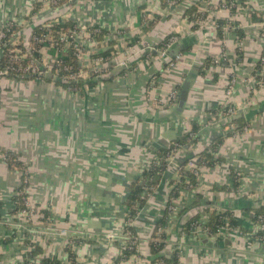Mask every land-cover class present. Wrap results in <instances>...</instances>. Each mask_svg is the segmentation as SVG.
<instances>
[{
  "label": "crops",
  "instance_id": "0c3cea01",
  "mask_svg": "<svg viewBox=\"0 0 264 264\" xmlns=\"http://www.w3.org/2000/svg\"><path fill=\"white\" fill-rule=\"evenodd\" d=\"M234 2L233 8H224L222 0H182L168 8L163 0L59 5L0 0V25L18 21L24 38L44 23L66 20L108 34L120 30L131 44L138 39L140 48L129 68L113 64L108 75L89 80L80 91L55 80L2 81L0 148L26 167L25 192L36 215L29 220L18 212L15 197L23 173L0 155V264H115L122 258L120 236L131 187L161 150L186 135L190 143L178 153L177 164L207 149L219 163L202 168L198 187L186 189L175 202L167 219L171 243L163 254L178 251L179 264H264V241L256 236L254 220L255 211L264 212V88L254 82L264 56V0ZM198 18L203 26L195 23ZM171 36L193 42L176 68L167 70L160 56L142 49L160 48ZM99 41L102 53L117 46L111 36ZM191 72L198 78L185 111L157 123L173 115L177 107L166 109L161 101L179 90ZM229 106L238 109L236 116L226 117ZM237 116L247 129L235 136L229 123ZM176 176L168 167L140 210L133 225L139 255L120 264H159L153 261L151 240L166 214ZM228 212L247 231L225 235L229 245L209 247L204 236H180L193 218L209 223L214 213Z\"/></svg>",
  "mask_w": 264,
  "mask_h": 264
},
{
  "label": "built area",
  "instance_id": "2783aa9c",
  "mask_svg": "<svg viewBox=\"0 0 264 264\" xmlns=\"http://www.w3.org/2000/svg\"><path fill=\"white\" fill-rule=\"evenodd\" d=\"M53 5H59L62 0H47ZM71 1V0H68ZM179 0H166L168 8H174L178 5ZM224 8H233L236 6L234 0H222ZM197 18V17H196ZM150 21V19H149ZM66 20L50 21L40 25L38 31L33 30L29 37L24 38L19 30L21 23L12 20L5 22L0 25V92L1 83L4 79L9 77H35L38 80L51 79L59 81L63 84L68 85L67 89L70 91H80L83 85L89 80L95 79L97 77H104L109 74L110 67L113 64L122 68H129L132 59L140 52L139 45L131 44L128 39V35L124 32L117 30L112 34L104 35L105 39L110 36L115 39L117 46L114 51H112L108 56L102 55V50L100 48L101 41L97 38L98 34H101L100 28H88L82 24H76L73 28L68 30L55 31L54 28L58 24L65 23ZM199 26H203V18L197 19L195 22ZM148 20L143 22V25H147ZM230 28V27H229ZM226 27L225 29H229ZM235 29V26L232 27ZM264 36V34H263ZM178 42V37H169L160 48H154L150 46L142 47V51L148 52L149 56L151 52L155 49L160 53V58L163 60L167 57L168 51ZM74 50V56L77 59V66L71 64H65L63 61L59 60V55L67 54L69 50ZM141 51V52H142ZM124 54L128 55L125 56ZM123 55L125 57H123ZM226 56H224L225 58ZM123 58V59H122ZM223 58V59H224ZM181 60V54L172 61L168 66L167 70H174ZM219 62H212V64ZM261 66L259 69L255 70L254 82L264 88V56L260 60ZM39 64L42 66L43 70L40 68ZM155 100H158L156 98ZM166 109L177 107L179 102L178 90L172 92L165 100L161 101ZM238 109L234 106H229L226 110V117H234L237 115ZM221 117H225L221 115ZM247 129L237 130L235 124H230L229 130L232 135H239ZM190 137L193 138L194 134L191 133ZM183 149V145L176 142L171 146L168 152L165 162L168 167L178 169V164L176 163V157L180 150ZM0 155L5 159V155L0 148ZM155 164H159L160 161L157 158ZM203 167L199 166V161L197 158H193L186 165V170H191L199 178L200 171ZM28 173V172H27ZM177 176L175 183L171 185V190L176 186V184L181 183L182 173L177 170ZM237 180L239 182L240 175L238 174ZM26 182L28 183V177ZM188 181L186 180V183ZM198 187V184L196 185ZM192 184H188L187 190H192ZM186 189L182 190V193ZM26 189L24 193L18 192V196L26 195ZM151 188L148 186L144 187V195L151 197ZM181 193V195H182ZM179 199V198H178ZM178 199L170 200L168 202L167 211L168 215L166 217L165 223L157 227L156 237L151 240L156 246L164 244L167 248L171 241L169 239V228L167 226V219L171 212H175L176 208L174 206ZM24 209L18 211L21 212L26 219L32 220L36 215L35 209L30 205L27 196L23 197ZM139 204L136 203L128 208L127 219L125 223V229L120 236L121 239V251L122 258L125 257L126 252L135 251L133 255H139L138 245L139 238L136 236L133 225L140 213ZM134 211V213H133ZM223 215V213H218ZM255 216V215H254ZM233 218V217H232ZM256 225V236L264 241V216H255ZM221 220L225 223V226L219 227L215 232H212L207 221H196L190 231V235L195 237H207L210 240H221L225 235L232 233H242L240 229L230 228V219L228 216L223 215ZM61 235H66L62 232ZM183 235H187L182 233ZM164 248V249H165ZM138 257V256H137ZM159 264H165L164 262H158Z\"/></svg>",
  "mask_w": 264,
  "mask_h": 264
},
{
  "label": "trees",
  "instance_id": "16d2710c",
  "mask_svg": "<svg viewBox=\"0 0 264 264\" xmlns=\"http://www.w3.org/2000/svg\"><path fill=\"white\" fill-rule=\"evenodd\" d=\"M68 0H62L60 4L66 3ZM165 1L163 0V3L165 5ZM182 0L178 1V4H180ZM194 12V7L190 8L188 14L192 15ZM202 19V18H201ZM77 23L71 22V21H66L63 24H58L55 26L54 30L55 31H60V30H68L70 28H73ZM221 26V25H220ZM40 28L37 27L35 28V31H38ZM220 28V27H219ZM108 32L105 30H101V34L97 35V38L99 40H102L104 35H107ZM138 39H135L134 41H132L133 44H136V41ZM113 44V42H112ZM111 44V45H112ZM163 45V44H162ZM161 45V46H162ZM111 50H108V52H104L102 53L103 56H108L110 54ZM59 60L63 61L65 64H71L74 66H77V59L74 56V50H69V52L65 55L61 54L59 55ZM212 63V60H208V64ZM261 66V63L259 62L257 65V69H259ZM114 67V65H113ZM123 72V71H122ZM26 78H33L36 79L34 76L33 77H26ZM43 80H51V79H43ZM55 84L57 85H61L64 87H68V85L63 84L59 81H55ZM226 112V110L224 111V113ZM230 124H235L237 127V130H243L245 128V126L247 125V122L244 120L243 117L241 116H237L236 118H234L230 123ZM232 134V133H230ZM178 143L182 144V145H187L190 142H188V135H186L184 138H182L181 140L178 141ZM171 146L169 148H165L163 150H161L157 155L160 163L159 164H155V162L152 163V165L150 166V168L148 170H146L143 174L142 177L140 178V180L131 187V192L129 195V198L127 200V205L128 207L133 206L134 204L138 203L140 209H142L146 203L149 197L144 195V187L148 186L151 188V194L155 192V190L160 186V184L162 183L163 179H164V175L167 172L168 166L165 162L166 156L168 154V152L170 151ZM213 150V149H212ZM210 149L204 150L203 152L197 154L196 156H193L194 158L197 157L198 161H199V166L200 167H213L215 165H217L219 163V160L215 159L213 157V155H211L210 153ZM3 154L5 155V161L6 163L14 169H18L23 173V182L21 185V189L19 190V192L24 193V190L26 189V186L28 185L26 180L27 177H29L28 173H27V169L26 167L10 152L4 151L2 150ZM192 157V158H193ZM191 158V159H192ZM191 159H188L180 164H178V169L173 168V170L175 172H177V170L181 171L182 173V180L181 183L176 184V186L171 190L170 193V200H174V199H178L181 196L182 190L187 189L188 184H192L193 187H196V185L198 184V177L194 174L193 171L191 170H186L185 167L186 165L189 163V161ZM235 176V180H237V174H234ZM186 180L188 181L186 183ZM176 181L173 180L171 181V185L173 183H175ZM235 190H238V183L236 181L235 185H234ZM26 195H21L18 197H15V202L16 205L18 207V211L22 210L25 208L24 204H23V197ZM256 212V216H264V212L262 209H259ZM134 213V211H133ZM168 215V211H166V214L164 216V218L159 222V225H162L165 223L166 217ZM225 216H228L230 219L229 222V227L232 229H240V231L242 233H247V231L234 219L232 218V216L228 213L223 214ZM223 215H219V214H213L211 216V219L208 223L209 228L211 229L212 232H215L219 227L221 226H225V223L221 220V217ZM198 217L193 218L192 220H190L182 229V231L180 232V236H182V233L189 235L191 228L193 226V224L198 221L197 219ZM254 220H256V218H254ZM158 225V226H159ZM151 248L153 251V254L155 256V259L153 260L154 263L155 262H164L165 264H179V252L178 251H174L173 252V256L174 258H172L171 256H165V257H161L160 255L163 254L164 252V244L160 245V246H156L154 243H151ZM135 251H129L126 252V255L124 258H121L119 260H117L115 262V264H120V261L123 260H127L131 255L135 254ZM45 264H57L55 262H45Z\"/></svg>",
  "mask_w": 264,
  "mask_h": 264
},
{
  "label": "water",
  "instance_id": "95a60500",
  "mask_svg": "<svg viewBox=\"0 0 264 264\" xmlns=\"http://www.w3.org/2000/svg\"><path fill=\"white\" fill-rule=\"evenodd\" d=\"M191 42L193 40H188L187 41H180L177 42L167 53V57L164 59V67L167 68V66L174 61L180 54H182L185 50H188L191 46ZM154 54L157 56H160V53L155 49ZM40 68L43 70L42 66L39 64ZM198 78V74L195 72H191L188 74V76L185 78L183 84L181 85L180 89L178 90V96H179V102L177 104V108L173 112V115L166 120H155L157 123H163L167 122L171 119H174L176 117H179L186 109L188 99L190 92L193 88V86L196 83V80ZM154 121V120H153ZM217 206H222L218 205ZM203 242L206 243L207 246L209 247H221L223 248L224 246H227L231 243L230 238L223 239V240H210L207 237L203 238ZM161 257H165V254H161ZM174 258V256H171Z\"/></svg>",
  "mask_w": 264,
  "mask_h": 264
}]
</instances>
